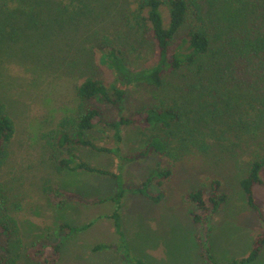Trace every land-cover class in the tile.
<instances>
[{"label": "rangeland", "instance_id": "rangeland-1", "mask_svg": "<svg viewBox=\"0 0 264 264\" xmlns=\"http://www.w3.org/2000/svg\"><path fill=\"white\" fill-rule=\"evenodd\" d=\"M134 1L122 0L118 4V0H111L108 4V0H83L85 7L96 15L99 7L104 8L94 26L81 23L79 31L76 28L69 32L67 38L46 50V55L40 54L42 50L35 43L28 46L24 41L8 54L5 72L0 78V94L17 124V132L10 158L0 167V204L19 225L18 234L3 237L7 256L16 258L17 264H47L54 256L56 245L61 246L56 264H133L136 260L145 264H233L247 258L256 237L264 233V171L262 185L254 189L256 210L248 206L240 185L249 163L264 155L261 141L231 140L221 147L211 144L212 149L207 154L191 146L179 147L173 165L170 159L158 153L145 154L152 136L167 138L160 126L151 128L143 123L125 127L120 143L114 130L98 127L87 133L88 139L112 152L100 153L77 146L75 153L89 165L117 174L121 181L84 170H57L52 154L60 159L69 155L66 150L51 151L44 135L56 129L62 117L71 114L68 110L75 109L76 89L87 74L71 69V61L77 57V50L90 56L92 45L100 47L103 35L111 29H119L117 22L111 23L108 30L103 23L116 9ZM56 2L59 1L53 0L50 5L56 7ZM90 31L91 42L88 43ZM188 32L189 26H186L177 37V45ZM119 34L115 39L133 70L148 67L157 58L152 36L142 46L125 41L124 34L122 38ZM90 71L106 83L114 80L106 67L97 64ZM167 84L168 91H163L161 96L175 93L176 82L168 79ZM158 92L146 84L131 86L125 104L126 115L142 111L154 102ZM183 102L187 115L193 116L191 113L195 112L191 111L197 110V104L188 103L185 98ZM92 103L103 108L111 121L119 118V113L108 109L104 103ZM178 133V137L184 139L180 131ZM138 152L142 153L141 158L125 160L126 156ZM168 170L172 172L170 177L160 176ZM149 179H153L148 188L150 193L166 192L161 203L132 191L142 188ZM215 180L222 182V190L229 195V200L213 217L200 211L188 197L190 192L203 185L210 186ZM48 187H59L75 196L59 207L56 203L63 196L55 194L57 198L53 195L51 200ZM121 188L127 192L119 203L108 200ZM116 211L121 216L123 236L119 235L112 219ZM196 214L206 222L196 223L193 216ZM87 225L91 226L83 230ZM73 228L78 231L74 232ZM97 246L109 248L96 250ZM29 247L31 255L38 257L37 262L28 259ZM206 250H210L213 260L206 257ZM252 264H264V249Z\"/></svg>", "mask_w": 264, "mask_h": 264}, {"label": "trees", "instance_id": "trees-1", "mask_svg": "<svg viewBox=\"0 0 264 264\" xmlns=\"http://www.w3.org/2000/svg\"><path fill=\"white\" fill-rule=\"evenodd\" d=\"M58 1L57 6L52 7L53 0H0V78L5 72L10 50L22 41L28 46L35 43L42 50L40 54L46 55L45 51L67 38L69 32L76 28L79 31L81 23L85 22L87 27L94 26L104 10L99 7L96 15L95 11L85 7L83 0ZM121 1L118 0V4ZM127 5L116 9L113 16L103 23L105 30L114 22L119 24V29H111L110 33L103 35L100 47L92 45L90 56L77 50V57L71 61V69L87 74L76 89L78 104L75 109L68 110L71 114L62 117L56 129L44 135L51 151L66 150L69 155V158L60 159L52 154L57 170H84L121 181L117 174L97 169L75 153L77 146L100 153L112 152L97 147L88 139L87 133L98 127L114 130V136L120 143L125 127L143 123L151 128L160 126L167 133V138L152 136L145 154L158 153L170 159L173 165L177 161L176 150L179 147L191 146L207 154L212 149L211 144L221 147L231 140L264 142V0H135ZM186 26H189V32L177 45V37ZM89 34L88 43L91 42V31ZM118 34L121 38L124 34L125 41L142 46L152 36L157 46V58L150 66L133 70L115 39H118ZM26 55L33 58L31 54ZM97 64L112 73L113 82L106 83L90 71ZM168 79L176 82V91L173 95L161 96L163 91H168ZM136 84H146L159 92L153 103L127 116L128 90ZM183 98L188 103L197 104V110L191 111L195 112L191 113L193 116L187 115L182 105ZM92 102L104 103L108 109L117 111L119 118L111 121L106 111ZM179 131L184 139L178 137ZM16 132L17 124L0 94V167L10 158ZM141 155L139 152L128 155L125 160L135 161ZM263 171L264 155L257 156L249 163L247 175L240 182L248 206L255 210L254 189L262 185ZM171 174L168 170L161 172L160 176L170 177ZM152 181L149 179L142 188L132 191L161 203L166 192L159 195L150 193L148 188ZM46 190L51 200L53 195L57 198L55 194L63 196L56 203L59 207L75 196L59 187ZM126 192L121 188L115 197L108 200L119 203ZM188 198L200 211L214 217L228 202L229 195L222 190V182L215 180L210 186L203 185L190 192ZM193 216L198 224L206 222L201 215ZM112 219L119 235L123 236L120 213L116 211ZM19 230L17 220L0 204V264H17L16 258L7 256L3 237L10 238ZM72 230L78 231L77 228ZM54 248V256L47 264L58 261L61 246ZM102 248L109 246H97L95 249ZM263 249L264 233H261L254 241L251 254L233 264H252ZM30 250L27 248L28 259L37 262L38 257L31 255ZM209 252L206 257L213 260ZM133 264L145 263L136 260Z\"/></svg>", "mask_w": 264, "mask_h": 264}]
</instances>
